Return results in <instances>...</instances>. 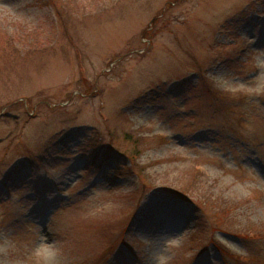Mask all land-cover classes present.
Masks as SVG:
<instances>
[{
    "label": "rangeland",
    "instance_id": "374dc122",
    "mask_svg": "<svg viewBox=\"0 0 264 264\" xmlns=\"http://www.w3.org/2000/svg\"><path fill=\"white\" fill-rule=\"evenodd\" d=\"M0 264H264V0H0Z\"/></svg>",
    "mask_w": 264,
    "mask_h": 264
},
{
    "label": "trees",
    "instance_id": "16d2710c",
    "mask_svg": "<svg viewBox=\"0 0 264 264\" xmlns=\"http://www.w3.org/2000/svg\"><path fill=\"white\" fill-rule=\"evenodd\" d=\"M51 2H53L54 4H55V0H50ZM222 216V215H221ZM220 215H219V218L221 217Z\"/></svg>",
    "mask_w": 264,
    "mask_h": 264
},
{
    "label": "clouds",
    "instance_id": "9594fccd",
    "mask_svg": "<svg viewBox=\"0 0 264 264\" xmlns=\"http://www.w3.org/2000/svg\"><path fill=\"white\" fill-rule=\"evenodd\" d=\"M50 246H51V245H48V244L45 245V247H50ZM41 255H42V253H41Z\"/></svg>",
    "mask_w": 264,
    "mask_h": 264
}]
</instances>
